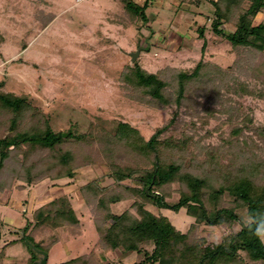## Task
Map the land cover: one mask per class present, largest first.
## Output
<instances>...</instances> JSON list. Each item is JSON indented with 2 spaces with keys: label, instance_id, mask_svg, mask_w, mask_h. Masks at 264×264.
<instances>
[{
  "label": "trees",
  "instance_id": "1",
  "mask_svg": "<svg viewBox=\"0 0 264 264\" xmlns=\"http://www.w3.org/2000/svg\"><path fill=\"white\" fill-rule=\"evenodd\" d=\"M203 1L186 0L196 6ZM207 2L211 31L232 55L229 65L200 57L188 68L150 71L137 59L119 72L125 97L144 106L174 108L173 117L148 139L129 123L119 122L110 131L91 120L85 130L80 123L71 125L63 137L34 97L4 90L0 82V192L14 184L24 188L43 180H74L87 166L105 165L109 171L78 187L97 233L108 235L107 244L96 243L90 253L60 264H101L100 248L118 247L136 254L132 264H264V244L238 216L242 210L264 213V123L254 116L255 101L264 104V16L254 23L258 13L264 14V0ZM148 4L126 0L119 16L124 27L136 22L140 39L138 25L148 21ZM40 14L43 27L53 19ZM224 24L233 29L226 31ZM204 31L197 28L202 51ZM179 114L190 116L183 125L191 124L193 133L172 130L169 137ZM195 121L204 130L195 128ZM121 203L126 206L118 212ZM163 208H185L194 221L181 231L162 214ZM234 223L240 229L223 236L213 249L200 244L199 225L227 228ZM25 228L30 239L47 232L56 238L53 243L81 234L66 195L36 208ZM62 233L66 237L61 239ZM40 241L47 252L50 243Z\"/></svg>",
  "mask_w": 264,
  "mask_h": 264
},
{
  "label": "rangeland",
  "instance_id": "2",
  "mask_svg": "<svg viewBox=\"0 0 264 264\" xmlns=\"http://www.w3.org/2000/svg\"><path fill=\"white\" fill-rule=\"evenodd\" d=\"M132 1L140 5L149 1L145 10L148 21L143 26L138 25L141 39L136 22L124 27L120 20L126 0H0L2 89L25 92L34 97L50 114L52 126L64 131L63 137L67 136L66 131L71 125L80 123V128L85 130L91 120L92 124L102 125L110 131L119 122L129 123L148 139L173 117L174 108L144 106L123 95L119 72L127 63H133L130 53L140 49L136 60L150 71L175 66L188 68L200 57L227 66L232 55L226 52V42L211 31L212 6L207 0L199 6L190 5L186 0ZM40 11L44 15H53L52 21L44 27L38 18ZM263 16L258 13L254 23H259ZM198 27L205 30L203 51V41L197 39ZM224 29L231 31L233 27L224 24ZM254 116L257 122L264 123V104L260 101H255ZM190 119L189 115L179 114L166 135L171 137L172 130L192 132L191 124L183 125V120L189 122ZM194 127L205 128L200 121H195ZM108 172L105 165L87 166L75 173L73 181L63 179L46 183L48 188L63 187V193H69L81 224L80 236L65 243L62 240L53 243L56 238L47 232L30 239L22 221L29 223L31 218L33 209L26 211L25 207L34 205H30L32 190L12 187L13 204L8 207L11 211L17 209L18 213L17 216L13 213L16 216L13 223L0 218V248L9 246L7 254L32 264L39 257L36 249L44 251L40 241L43 239L47 241L44 244L50 243L46 264H60L90 253L96 249V243L107 244L108 235L97 233L88 207L79 199L77 187ZM52 191L49 189L41 195L37 192L39 197L35 204L49 199ZM173 197L175 199L176 195ZM125 206L126 203H121L116 209L121 212ZM161 212L181 231H187L194 221L185 208L179 212L163 208ZM246 214L245 210L238 214L241 222ZM199 227L197 238H201L200 244L209 250L223 236L240 229L238 223L227 228L204 224ZM23 232L33 244L26 240ZM59 236L62 239L66 234ZM100 249L101 264H132L137 259L136 254L124 253L121 247L109 251Z\"/></svg>",
  "mask_w": 264,
  "mask_h": 264
},
{
  "label": "crops",
  "instance_id": "3",
  "mask_svg": "<svg viewBox=\"0 0 264 264\" xmlns=\"http://www.w3.org/2000/svg\"><path fill=\"white\" fill-rule=\"evenodd\" d=\"M66 180H68V178H66ZM48 181L49 180H43V181H41V182H39V183H37V184H35L33 186H26L28 189L32 190V193H31L32 200L30 201V205L31 204L33 205V203H34L32 208L31 207L28 208L29 210L25 207L26 211H30L31 209H33L32 214H31V218L29 219L30 220L29 222H31L33 220V213H34L35 209L38 208L43 203H45L46 201H49V200H51L53 198H56V197H59V196H63V195H66L67 197L70 196L69 193H65V192L63 193V187L62 188L61 187H59V188L58 187L48 188V185H46V183H48ZM15 185L16 184H14L12 187H17ZM49 185H50V183H49ZM69 185H70V183H69ZM12 187L6 188V189H4L3 191L0 192V218L3 217V219L8 221L9 223H13L14 220H16V216H17V213H18L17 209H16V211L15 210L11 211V209H10V207H12L11 205L13 204V200L11 199V194H12L11 189H12ZM26 187H24V188L17 187V188L19 190H21V189L24 190ZM67 188H68V186L64 187L65 190ZM39 189H41L40 190L41 192L39 191ZM49 189H53V191H52L53 194H50V196H48L49 199L43 200V201L39 202L36 205L35 204V199L39 197L38 193L40 195L44 194L45 192L49 191ZM56 190H60V191H56ZM77 191H78V187H77ZM55 192H61V193L56 194ZM26 204H27V202H26ZM9 205H10V207H8ZM13 213H16V216L13 215ZM22 224L24 226L27 225V223H25L23 221H22ZM8 247L5 246V247L0 248V264H27V263H24L23 261H20V260L16 259V258H13L9 254H7Z\"/></svg>",
  "mask_w": 264,
  "mask_h": 264
},
{
  "label": "clouds",
  "instance_id": "4",
  "mask_svg": "<svg viewBox=\"0 0 264 264\" xmlns=\"http://www.w3.org/2000/svg\"><path fill=\"white\" fill-rule=\"evenodd\" d=\"M242 222L249 227L252 235L264 244V213H247L242 217Z\"/></svg>",
  "mask_w": 264,
  "mask_h": 264
},
{
  "label": "water",
  "instance_id": "5",
  "mask_svg": "<svg viewBox=\"0 0 264 264\" xmlns=\"http://www.w3.org/2000/svg\"><path fill=\"white\" fill-rule=\"evenodd\" d=\"M139 52L140 49H137V51L130 53L131 62H134L136 60V57L138 56ZM63 136H65V133L63 134ZM36 251L38 252L39 257L36 261L32 262V264H46L48 258L47 252L38 249H36Z\"/></svg>",
  "mask_w": 264,
  "mask_h": 264
}]
</instances>
